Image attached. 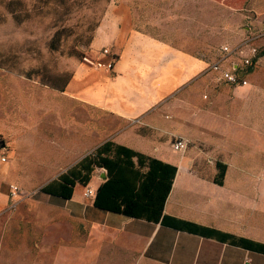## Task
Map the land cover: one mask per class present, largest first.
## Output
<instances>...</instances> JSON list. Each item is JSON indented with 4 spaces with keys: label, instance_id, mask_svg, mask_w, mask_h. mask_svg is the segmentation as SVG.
Segmentation results:
<instances>
[{
    "label": "crops",
    "instance_id": "1",
    "mask_svg": "<svg viewBox=\"0 0 264 264\" xmlns=\"http://www.w3.org/2000/svg\"><path fill=\"white\" fill-rule=\"evenodd\" d=\"M215 1L218 9L239 11L235 24L247 22L250 32H263L264 0ZM148 3L149 0H111L106 6L83 52L93 53L103 63L109 56L103 55L102 49L108 48L117 54L112 70L95 69L79 60L62 86L42 89L49 94L45 102L32 104L38 121L46 114L42 125L47 127L54 126L58 97L68 107L77 104L85 111L109 116L106 124L96 119V124L81 136L85 139L94 136L85 151L49 170L46 165L50 163L43 158L34 161L20 156L18 168L28 173L23 182L28 189L19 187L35 191L37 210L57 211L75 222L90 225L88 234L78 235L81 243L73 235L72 246L57 250L54 263L47 261L49 264H264V253L258 250L99 209L93 201L97 187L105 180L101 178L103 170L107 177L104 168L95 169L87 186L75 185L70 199L40 190L110 139L177 166L164 204L165 214L264 243V55L254 56L249 45L231 55L224 67L248 80L245 85H232L222 80L219 72L208 70L209 64L222 54V46L228 44L207 55L189 50L183 41L178 44L153 34L143 22L137 25L139 18L154 21L156 15H161L154 10L155 0H151L150 11L144 12ZM159 3L177 7L166 15L169 21L178 23H200L208 7V0L204 9L198 0H159ZM248 36L228 46H236ZM179 38L184 35L180 33ZM251 46L257 47L258 52L264 49V34ZM246 57L252 58L250 65L243 62ZM34 129L37 134L33 133L32 139L52 143L50 134L44 136L43 128ZM176 136L189 141L184 152L173 148L172 139ZM217 163L226 165L222 184L215 182L219 173ZM87 187L94 190L90 197L84 194Z\"/></svg>",
    "mask_w": 264,
    "mask_h": 264
},
{
    "label": "rangeland",
    "instance_id": "2",
    "mask_svg": "<svg viewBox=\"0 0 264 264\" xmlns=\"http://www.w3.org/2000/svg\"><path fill=\"white\" fill-rule=\"evenodd\" d=\"M155 1L154 10L161 15H156L154 21L139 18L137 25L143 22L147 30L174 43L183 41L193 52L213 54L223 44L234 45L246 35L257 34L247 30V22L235 24L239 11L218 9L215 0H208L200 23L169 21L166 12L177 7ZM198 1L204 9L205 0ZM110 2L0 0V264L54 263L57 250L72 246L73 235L81 243L79 234L85 236L90 232L89 223L75 222L57 211L37 210L34 194L17 200L10 195L9 184L27 188L23 182L28 173L18 168L20 156L34 161L43 158L50 163L46 165L49 170L85 151L94 136L89 139L81 136L96 124V119L103 123L109 119L107 115L85 111L77 104L68 107L58 97L54 126L47 127L42 125L46 114L38 121L32 104L49 98L42 89L65 83ZM146 6L144 12L150 11L151 0ZM180 33L184 38H179ZM52 40L55 49L50 46ZM37 127L43 128L44 136L50 134L52 143L32 139ZM64 140L68 142L58 146ZM11 249L15 250L9 252Z\"/></svg>",
    "mask_w": 264,
    "mask_h": 264
},
{
    "label": "trees",
    "instance_id": "3",
    "mask_svg": "<svg viewBox=\"0 0 264 264\" xmlns=\"http://www.w3.org/2000/svg\"><path fill=\"white\" fill-rule=\"evenodd\" d=\"M50 46L56 48L53 40ZM258 53L259 56L264 55V49ZM217 166L219 173L215 177V182L222 184L226 165L217 163ZM97 168H104L107 173V178L97 187L93 201L99 209L161 222L163 225L193 231L264 253V243L259 241L165 214L164 204L172 188L177 166L149 157L145 153L117 144L110 139L82 156L70 168L44 184L40 190L70 199L75 185L80 183L82 186H87Z\"/></svg>",
    "mask_w": 264,
    "mask_h": 264
},
{
    "label": "built area",
    "instance_id": "4",
    "mask_svg": "<svg viewBox=\"0 0 264 264\" xmlns=\"http://www.w3.org/2000/svg\"><path fill=\"white\" fill-rule=\"evenodd\" d=\"M264 34L263 32H259L255 35L248 36L244 41L241 43H238L236 46H228L224 45L222 46V54L219 56L218 59H215L209 64L208 70L209 71H216L219 72L221 75V79L231 83L232 85H245L248 83V80L244 77H242L240 74L236 73L232 68H226L224 67V63L230 59L231 55L237 54L241 52L242 48L245 45L250 46L251 53L255 56L258 54V48L255 46H251L252 42L257 38ZM103 55H108L109 58L106 62L100 61L96 55L93 53H89L84 51L80 55V61L82 63H85L87 66L95 68V69H102V70H112L113 65L116 61L117 54L112 53L108 48L102 49ZM252 58L246 57L243 62L245 64H251ZM189 145V141L187 138H182V136H176L174 139H172V146L175 150H180L181 152H184L187 150ZM2 161H6V157H2ZM9 193L12 197L16 198L17 200L23 199L31 194H35L34 192L29 191H23L17 184L11 183L9 184ZM85 196L90 197L94 194V190L90 187H87L85 190ZM1 244H0V250H1Z\"/></svg>",
    "mask_w": 264,
    "mask_h": 264
},
{
    "label": "water",
    "instance_id": "5",
    "mask_svg": "<svg viewBox=\"0 0 264 264\" xmlns=\"http://www.w3.org/2000/svg\"><path fill=\"white\" fill-rule=\"evenodd\" d=\"M2 147H4V144H3V146H2ZM101 178H103V179H106V178H107V177H106V174H105V171H104V170L102 171Z\"/></svg>",
    "mask_w": 264,
    "mask_h": 264
}]
</instances>
